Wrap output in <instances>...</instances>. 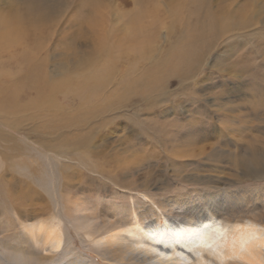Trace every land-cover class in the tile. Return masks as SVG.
Wrapping results in <instances>:
<instances>
[{"label": "rangeland", "instance_id": "obj_1", "mask_svg": "<svg viewBox=\"0 0 264 264\" xmlns=\"http://www.w3.org/2000/svg\"><path fill=\"white\" fill-rule=\"evenodd\" d=\"M35 1L31 5L30 0H0V13H23L27 30L35 27L34 35L25 40L39 43L36 52L42 67V95L24 87L11 101L5 87L14 77L26 75V44L13 45V52L0 50V121L15 122L16 135L38 151L51 147L87 151L94 169L76 164L69 171L49 168L53 184L66 196L61 204L71 208L73 198L90 203L83 213L92 217L110 201L133 205L139 190L153 196L161 191L181 195L215 184L232 192L259 194V168L264 183V0ZM209 14L220 25L206 34V42L213 37L215 45L206 62L190 77L179 69L177 74L168 72L154 87L151 81L167 73L162 62L167 63L198 24L207 25L204 18ZM101 32L111 44L109 53H102L95 41L94 34ZM145 40L150 42L147 52L139 48ZM111 59L106 77L102 66ZM93 75L99 81H93L92 93L85 95L89 87L83 93L81 87ZM86 96L91 98L85 100ZM4 97L10 106L34 101L16 111ZM0 147L12 154L19 150L6 140ZM15 160L31 170L36 167L38 173L46 170L35 153ZM17 169H0L9 191H3L7 207L1 209L0 256L11 250L17 254L12 263L22 254L13 248L17 240L13 233L21 222L31 224L51 214L40 210L50 203L46 187ZM67 181L71 191L60 185ZM112 214L111 219L120 221ZM60 227L69 236L72 253L104 264L96 244L81 237L68 218Z\"/></svg>", "mask_w": 264, "mask_h": 264}, {"label": "bare ground", "instance_id": "obj_2", "mask_svg": "<svg viewBox=\"0 0 264 264\" xmlns=\"http://www.w3.org/2000/svg\"><path fill=\"white\" fill-rule=\"evenodd\" d=\"M35 2V0H30L31 5H34ZM5 13L8 12L5 11ZM204 20L207 25L203 24L202 26L201 22L190 35H186V38L182 39V41L179 40L177 50L173 47L175 51L171 52L172 55L169 53L172 57L169 58L167 63L162 62L163 66H166V68L171 66V68H164L167 73L160 74L151 81L154 87L163 82L168 72L177 74L176 70L179 69L190 77L206 62L208 52L215 47V45L213 46L214 43H212L213 37H210V40L206 42L208 39L206 34L217 23L220 25V21L210 14ZM24 23L25 16L23 13H18L17 11L8 14L0 13V41L6 42L5 44L0 42V44H3V46H0V50L4 49L6 51V49H9L8 52H13L11 50L13 45H18V43L26 44L24 48L26 52L23 57L26 75L14 77V80H10L5 87L6 90L11 92V101L19 98L20 90L24 87L37 89V96L42 95V92L40 93L42 67L36 52L39 43L36 44V40H25L27 36L31 37L34 35L35 29L33 28L35 27H28L27 30ZM103 33H95L94 38H96V42H99V50L102 53H109L112 47L109 41L102 37ZM149 43V40H145L141 42V47L139 46V48L143 52H147ZM205 51L207 52L204 55ZM108 62L109 65L104 64L107 63L105 61L102 66V75L106 74V77L109 76L112 70V59ZM103 80L105 79L101 78V82ZM93 81H99V77L93 75L92 81L81 87V92L83 93L89 87L84 93L85 95L88 92L92 93L94 89L91 87ZM23 82L26 84H23ZM6 90H3L5 95L8 94ZM88 98L91 97L86 96L85 100ZM33 101L23 104H20V101L18 104L16 101L17 104L14 103V105L11 104L12 106H10L5 98V104L16 111H20L21 108ZM0 123V142L2 140L9 141L12 146L19 149L17 153L12 154L6 150L2 151L0 147V169L8 171L19 168L17 169L18 171H24V173L34 178L36 182L46 187L50 203L43 206V208L41 207L40 210L41 214L51 212L48 219L40 217L31 224L21 222V228L13 233V237L17 238L13 248L20 253L22 252L21 256L18 261L12 263L14 261L13 257H16L17 254L12 253L11 250L8 253L4 252L2 257L0 256V264H98V261L95 262L90 258L86 259L82 256V253L74 254L69 249V236L66 238L65 231L60 227V221L64 217L74 224L81 237L90 238L96 244V253L104 261V264H246V262H238L234 258L231 246L243 234L240 229H247L254 224L264 225V183H262L263 178H260V168L259 194L255 193V191L246 189L247 191L245 192V189L236 188V191L232 192L228 187L223 188L220 185L221 187L219 188V185L215 184L210 188L208 185H204L202 188H190L186 194L181 195H170L168 192L163 193L161 191L156 192L157 195L153 196V193L139 190L136 192L137 197L133 198L136 199L133 205L110 201L108 204L102 205L98 215L93 216L91 214L92 217H89L83 213L90 208L88 205L90 203L87 204V202L84 203L73 198L71 208H67L62 203L66 207L63 209L60 201L65 195L62 192H58L52 182L53 178L50 173L53 167L59 168L60 171H69L70 168L75 167L73 164L94 169L87 151H76L65 147H51V151H38L35 145L32 146L31 142L26 138L16 135V132H18L16 129L19 130V128L15 122L5 123L0 121ZM29 152L35 153L46 163L45 171L43 169L38 173L36 167L31 170L32 167L30 165L26 164V166L25 164L16 163V157ZM2 179L0 175V207L3 206L0 208V218L3 212L1 209L6 210L7 207L3 203L7 197V194L3 195V191L6 190L7 186L5 187V182ZM60 185L64 189L68 188L70 191L72 189L69 181ZM163 190L166 191V188H163ZM65 199L67 202L68 198ZM99 202L101 203V201ZM106 205H109V207L106 208ZM71 209L75 210V215L73 216L70 214V212H73ZM112 213L119 215L120 221L111 219L110 217L112 216L109 215ZM25 216L29 217L28 214ZM218 228L224 233L222 236L216 234L215 230ZM7 247L10 248L9 246ZM45 251L50 255L45 254ZM58 251L62 255V259L57 257L59 255ZM35 253H37L36 257L32 256Z\"/></svg>", "mask_w": 264, "mask_h": 264}, {"label": "clouds", "instance_id": "obj_3", "mask_svg": "<svg viewBox=\"0 0 264 264\" xmlns=\"http://www.w3.org/2000/svg\"><path fill=\"white\" fill-rule=\"evenodd\" d=\"M240 231L243 234L231 246L234 258L246 264H264V225L254 224Z\"/></svg>", "mask_w": 264, "mask_h": 264}, {"label": "snow or ice", "instance_id": "obj_4", "mask_svg": "<svg viewBox=\"0 0 264 264\" xmlns=\"http://www.w3.org/2000/svg\"><path fill=\"white\" fill-rule=\"evenodd\" d=\"M216 234L219 235V236H222L224 233L221 231V229H216L215 230Z\"/></svg>", "mask_w": 264, "mask_h": 264}]
</instances>
